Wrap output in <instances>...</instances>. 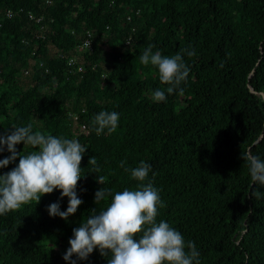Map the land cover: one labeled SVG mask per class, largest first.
I'll return each mask as SVG.
<instances>
[{
  "label": "trees",
  "instance_id": "16d2710c",
  "mask_svg": "<svg viewBox=\"0 0 264 264\" xmlns=\"http://www.w3.org/2000/svg\"><path fill=\"white\" fill-rule=\"evenodd\" d=\"M86 38L91 49L78 56L77 72L68 59ZM149 46L167 57L186 50L189 75L172 94L158 68L140 62ZM156 89L164 101L152 99ZM262 95L264 0H0V135L31 124L86 147L76 213L67 221L49 216L50 204L68 206L54 189L0 215V264H67L73 229L111 202L96 204V191L114 195L141 183L163 203L156 223L181 233L186 252L193 241L199 264H264V186L253 184L241 158L251 151L264 160ZM101 111L119 114L114 132L96 134ZM9 155L5 146L0 160ZM93 156L99 173H89ZM141 161L151 165L143 182L130 174ZM109 258L99 249L87 260L72 257L76 264Z\"/></svg>",
  "mask_w": 264,
  "mask_h": 264
},
{
  "label": "clouds",
  "instance_id": "9594fccd",
  "mask_svg": "<svg viewBox=\"0 0 264 264\" xmlns=\"http://www.w3.org/2000/svg\"><path fill=\"white\" fill-rule=\"evenodd\" d=\"M181 50L173 57L162 56L160 51L153 53L152 46L146 48L140 56L143 65L151 64L158 68L161 83L169 85L166 89L172 94L176 87L189 75V68L182 60ZM188 56L195 55L187 51ZM183 93V89H180ZM155 102L164 101V90L156 89L152 94ZM119 114L115 111L99 112L92 124L97 135L108 131L112 133L118 126ZM23 143L37 149L27 155L17 151L16 145ZM9 156L0 160V168H6L19 157L18 165L11 171L0 175V215L20 208L31 201L40 202L45 194L54 189L61 190V197H68L65 211L60 210L59 202L48 206L49 216H59L67 221L75 214L83 201L78 198L76 188L81 175V160L86 147L76 139L57 138L33 132V126L13 127L0 135V152L5 150ZM247 162L253 184L264 186V160L251 151L241 153ZM93 166L89 173H99L100 168L95 156L88 161ZM123 166V162L121 164ZM126 171H129L126 169ZM151 171V165L141 161L131 169L132 179L143 182ZM106 177L96 176V182L103 185ZM111 196L106 207L82 220L80 226L73 229L70 247L63 255L67 264H76L78 260H87L94 249L107 259V264H199V253L195 243L189 241L185 251V241L181 233L165 221L156 223L157 207H163L158 190L151 183L139 184L136 190L125 189L112 195L111 190L101 187L95 193L97 204ZM142 233L137 239V234Z\"/></svg>",
  "mask_w": 264,
  "mask_h": 264
},
{
  "label": "built area",
  "instance_id": "2783aa9c",
  "mask_svg": "<svg viewBox=\"0 0 264 264\" xmlns=\"http://www.w3.org/2000/svg\"><path fill=\"white\" fill-rule=\"evenodd\" d=\"M51 0H46V2H50ZM9 14V13H8ZM87 36H90V33H87ZM129 42V39L126 41V43ZM91 49V42L88 38H86L82 44L78 45L76 48V55L69 57L68 59V65L75 67L77 72H81L83 69V66L81 65L78 56H81L83 51ZM62 57V55H60ZM27 72V71H25ZM82 128L85 129V125H82Z\"/></svg>",
  "mask_w": 264,
  "mask_h": 264
},
{
  "label": "water",
  "instance_id": "95a60500",
  "mask_svg": "<svg viewBox=\"0 0 264 264\" xmlns=\"http://www.w3.org/2000/svg\"><path fill=\"white\" fill-rule=\"evenodd\" d=\"M251 75V74H250ZM250 75H249V77H250ZM252 90V89H251ZM262 97H264L263 95H262Z\"/></svg>",
  "mask_w": 264,
  "mask_h": 264
},
{
  "label": "rangeland",
  "instance_id": "374dc122",
  "mask_svg": "<svg viewBox=\"0 0 264 264\" xmlns=\"http://www.w3.org/2000/svg\"><path fill=\"white\" fill-rule=\"evenodd\" d=\"M25 79H28V77H25Z\"/></svg>",
  "mask_w": 264,
  "mask_h": 264
}]
</instances>
